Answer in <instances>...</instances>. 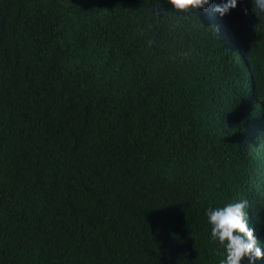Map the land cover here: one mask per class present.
<instances>
[{"label": "trees", "instance_id": "obj_1", "mask_svg": "<svg viewBox=\"0 0 264 264\" xmlns=\"http://www.w3.org/2000/svg\"><path fill=\"white\" fill-rule=\"evenodd\" d=\"M224 18L253 78L167 0H0V264H219L242 199L264 252V14Z\"/></svg>", "mask_w": 264, "mask_h": 264}, {"label": "clouds", "instance_id": "obj_2", "mask_svg": "<svg viewBox=\"0 0 264 264\" xmlns=\"http://www.w3.org/2000/svg\"><path fill=\"white\" fill-rule=\"evenodd\" d=\"M255 14L258 17L264 14V0H252ZM238 0H167L172 11L178 14H196L210 26L213 35L223 46L227 60L237 66V70L244 78H253L256 74L250 69L246 56L247 53L239 40L240 35L234 31L224 18L231 9L237 7ZM246 13V10H245ZM264 19V18H263ZM247 24L240 29L241 32L251 30ZM249 203L246 199L239 202H226L223 206L209 207L205 216L210 227L212 241L218 242L222 249L219 264H241L247 258L252 261L264 258L255 230L249 227L247 209Z\"/></svg>", "mask_w": 264, "mask_h": 264}]
</instances>
